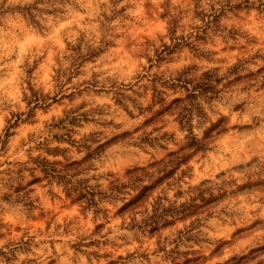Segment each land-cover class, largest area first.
<instances>
[{
  "label": "rangeland",
  "instance_id": "1",
  "mask_svg": "<svg viewBox=\"0 0 264 264\" xmlns=\"http://www.w3.org/2000/svg\"><path fill=\"white\" fill-rule=\"evenodd\" d=\"M229 3L0 0V264H217L264 243V0ZM213 69L217 92L190 115L206 147L147 201L189 203L184 218L151 234L118 212L130 195L83 208L32 182L31 158L80 159L84 141L108 142L83 175L101 189L179 151L187 128L157 111L187 92L165 82Z\"/></svg>",
  "mask_w": 264,
  "mask_h": 264
},
{
  "label": "trees",
  "instance_id": "2",
  "mask_svg": "<svg viewBox=\"0 0 264 264\" xmlns=\"http://www.w3.org/2000/svg\"><path fill=\"white\" fill-rule=\"evenodd\" d=\"M213 69L203 72L199 77H189L186 70L177 73V77L170 79V82H165L170 87H182L187 92L184 97H176L171 102L165 105V100L159 98V102L162 103L161 111H157V114L163 112H175L179 124L182 128L186 127L188 130V140L185 147H182L179 151L170 152L165 159L154 161L146 166H136L128 169L125 172V176L122 180H112L109 182L105 189H101L97 183H92L93 176H83L91 167V160L98 156L108 142L98 144L95 147L86 144L84 141L82 147L85 149V155L80 159L64 161L50 160L47 157L37 156L31 158L34 163L33 170L38 169L42 174V177H34L32 182H39L42 179L48 182L55 181L57 184L62 185L67 196H76V200L83 203V208H96L98 204L104 199H116L119 194L130 195V198H123V204L118 208V212L121 214L129 213L131 215L130 224L137 226L143 231L148 233H156L161 228L172 225L176 218L187 216L189 203H182L179 206H175L169 203L167 206L164 203V199L160 196L152 198V203L149 204L148 200L151 197L153 190L171 178L175 173V170L182 164H185L189 156L186 151L193 149L194 151L202 150L206 147L192 132L190 117L193 111L199 116L203 114L200 104L196 101L199 96L210 99V95L216 94L217 90L212 82ZM156 95H161L162 92L154 88ZM187 125V126H186ZM207 133H205L206 135ZM6 136L8 134H5ZM89 135L86 137L88 138ZM84 140H86L84 138ZM0 141H2L0 139ZM74 142V140H69ZM3 142V141H2ZM47 152L52 156H57L65 152L64 148L60 147H47ZM155 173L158 176L153 179ZM131 192V193H130ZM132 192H134L132 194ZM28 192H24V196H27ZM140 215L141 218L137 219L136 215ZM192 225H189V228ZM259 255H264V243L258 247L251 249L247 254L243 256H233L223 263L217 264H240L244 261V264L255 259ZM0 256L5 261H9L10 258L7 253L0 249ZM194 259L186 258L183 262H175L174 264H191Z\"/></svg>",
  "mask_w": 264,
  "mask_h": 264
},
{
  "label": "clouds",
  "instance_id": "3",
  "mask_svg": "<svg viewBox=\"0 0 264 264\" xmlns=\"http://www.w3.org/2000/svg\"><path fill=\"white\" fill-rule=\"evenodd\" d=\"M231 2L234 3L235 0H231ZM222 3H224V4L228 5V6H230L229 0H222ZM184 118H190V117H184ZM193 123H195V122H193Z\"/></svg>",
  "mask_w": 264,
  "mask_h": 264
}]
</instances>
